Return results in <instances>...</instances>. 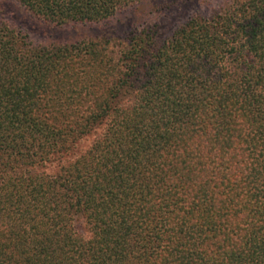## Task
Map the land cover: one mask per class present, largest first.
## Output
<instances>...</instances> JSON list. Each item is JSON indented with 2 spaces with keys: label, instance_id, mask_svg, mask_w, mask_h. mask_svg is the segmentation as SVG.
Listing matches in <instances>:
<instances>
[{
  "label": "trees",
  "instance_id": "16d2710c",
  "mask_svg": "<svg viewBox=\"0 0 264 264\" xmlns=\"http://www.w3.org/2000/svg\"><path fill=\"white\" fill-rule=\"evenodd\" d=\"M12 1L67 34L0 21V264H264V0Z\"/></svg>",
  "mask_w": 264,
  "mask_h": 264
},
{
  "label": "rangeland",
  "instance_id": "374dc122",
  "mask_svg": "<svg viewBox=\"0 0 264 264\" xmlns=\"http://www.w3.org/2000/svg\"><path fill=\"white\" fill-rule=\"evenodd\" d=\"M163 1H165V6L163 7V16L169 21L174 20L173 24L177 25L182 21V17L184 15L182 6L186 5L191 7L192 10L190 13H201L203 15H208V13L217 9L218 5L224 3L226 0H147L145 5H155L162 3ZM130 12L131 10L127 9L118 13L107 22L77 28V30L83 33L90 32L94 35L95 33L101 34L111 30L113 35H115V31L119 30L120 26L125 21V17H127ZM0 21L7 24L13 30H18L28 35V39H30L32 43L45 42L48 37L46 36L47 33H49L51 38H61L67 34V32L53 34L54 29L48 30L47 26L41 24L39 21H37V19L31 17L24 11L22 7L18 6L12 0H0ZM111 49L113 51L116 50L114 43L113 46H111Z\"/></svg>",
  "mask_w": 264,
  "mask_h": 264
}]
</instances>
